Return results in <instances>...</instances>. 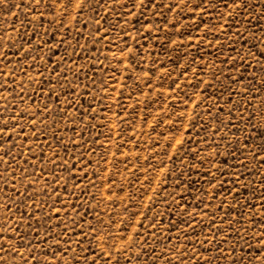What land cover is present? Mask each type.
I'll list each match as a JSON object with an SVG mask.
<instances>
[{
    "label": "rangeland",
    "instance_id": "rangeland-1",
    "mask_svg": "<svg viewBox=\"0 0 264 264\" xmlns=\"http://www.w3.org/2000/svg\"><path fill=\"white\" fill-rule=\"evenodd\" d=\"M0 264H264V0H0Z\"/></svg>",
    "mask_w": 264,
    "mask_h": 264
},
{
    "label": "snow or ice",
    "instance_id": "snow-or-ice-1",
    "mask_svg": "<svg viewBox=\"0 0 264 264\" xmlns=\"http://www.w3.org/2000/svg\"><path fill=\"white\" fill-rule=\"evenodd\" d=\"M38 2H39V0H38ZM69 2H70V0H69ZM141 3L143 4V0H141Z\"/></svg>",
    "mask_w": 264,
    "mask_h": 264
}]
</instances>
